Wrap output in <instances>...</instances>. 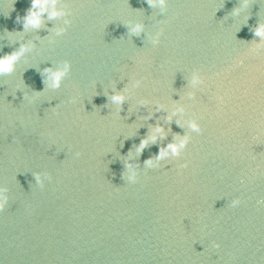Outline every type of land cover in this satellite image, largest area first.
I'll return each mask as SVG.
<instances>
[{"label":"water","instance_id":"water-1","mask_svg":"<svg viewBox=\"0 0 264 264\" xmlns=\"http://www.w3.org/2000/svg\"><path fill=\"white\" fill-rule=\"evenodd\" d=\"M239 3L62 0L56 36L64 18L20 33L31 0H0V56L34 43L0 76V264H264V0Z\"/></svg>","mask_w":264,"mask_h":264},{"label":"clouds","instance_id":"clouds-1","mask_svg":"<svg viewBox=\"0 0 264 264\" xmlns=\"http://www.w3.org/2000/svg\"><path fill=\"white\" fill-rule=\"evenodd\" d=\"M61 3L62 0H31V6L28 9L27 14L23 18L24 32L20 33H25L30 30L32 31L41 28L46 19L57 21L61 18H64L62 26H55L52 29H54V34L56 36H59L64 33L66 31L65 26L69 25L71 21L66 18L69 15L66 8L58 7V5H60ZM147 3L151 8H159L162 13L167 7L168 0H147ZM249 4L250 0H240L239 5L233 9L231 15H239L243 9L248 8ZM247 18L248 15L246 16V20ZM127 26L130 35L138 36L141 32H144V24L142 22L132 23ZM253 31L255 36L259 37V40L256 41L257 45H259L262 41H264V18H261L260 16V19L257 22ZM18 40L24 39L20 38ZM155 42L156 41L153 40V43ZM33 46V41L24 40V42L20 43L17 49H15L9 54L0 56V76L13 73L16 69L17 62L20 61V59L24 57L26 53L30 52ZM70 68V63L65 60L62 63L56 64L55 66L51 64V66L42 69V76L45 87L50 89H59L61 87L62 81L69 73ZM136 83L139 82L137 81ZM193 83L195 84V80L193 81ZM109 100L112 104L121 106V104L126 101L124 91L113 90L112 94L109 96ZM179 111H182V109L176 110V112ZM175 114V112L172 115L168 114L167 119L170 121ZM149 115H151V113H149ZM176 123L180 125L178 120L176 121ZM188 127L192 131H199V127L194 121H189ZM157 134H159L161 137L164 136V130L162 129V127L156 126L150 135L142 139L139 146L137 147V152L139 153L150 141L154 142L157 139ZM177 137L178 136H175L172 141L162 146L156 157L154 159L146 161L145 165L151 166L153 160L160 161L169 156H179L180 150L183 149L188 142V137L186 135L179 136V139ZM132 167L133 164L129 162L127 168L131 170ZM34 179L38 184L41 183V180L38 175L34 176ZM128 179L130 181L134 180L135 173L131 172L128 176ZM7 200L8 197L5 195V190L3 188H0V209H3ZM233 203L235 204L236 201H233Z\"/></svg>","mask_w":264,"mask_h":264}]
</instances>
